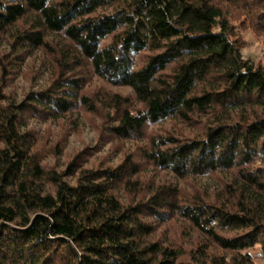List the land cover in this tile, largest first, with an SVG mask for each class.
<instances>
[{
	"label": "trees",
	"instance_id": "trees-1",
	"mask_svg": "<svg viewBox=\"0 0 264 264\" xmlns=\"http://www.w3.org/2000/svg\"><path fill=\"white\" fill-rule=\"evenodd\" d=\"M237 26L264 40V0H0V68L41 50L51 71L20 101L0 76V264H256L264 62L242 57ZM93 80L109 92L94 97ZM99 109L101 137L142 145L115 164L49 167L59 150L30 121ZM194 119L189 136L149 130Z\"/></svg>",
	"mask_w": 264,
	"mask_h": 264
},
{
	"label": "rangeland",
	"instance_id": "rangeland-1",
	"mask_svg": "<svg viewBox=\"0 0 264 264\" xmlns=\"http://www.w3.org/2000/svg\"><path fill=\"white\" fill-rule=\"evenodd\" d=\"M236 33L242 41L241 55L243 58L250 62H264V40L252 29H241L236 27ZM10 53L9 47L3 45L1 51ZM12 55V54H11ZM3 62L7 58H3ZM11 65V64H10ZM8 65L7 68L11 69L10 72L4 73L0 68V76L2 77L4 91L8 96L16 101H20L25 93L30 90L42 88L49 83L50 73L49 60L46 53L43 51H36L30 56L24 58L21 63H17L15 67ZM89 86L90 93L95 96H102L107 94L109 89L102 85L100 82L93 80ZM115 91L128 92L127 88H116ZM107 91V92H106ZM102 98V97H100ZM100 102V100H98ZM96 113L84 112L69 113L57 120H48L45 122L30 121L33 127L41 138L50 140V145L54 149H58V157L52 155L46 158V163L49 167L61 171L65 169L69 161H72L76 156H80L82 161H87L85 165H97L98 163H117L123 156V153L133 152L135 149L142 145L141 142L135 141H112L107 142L100 136L101 129L103 128V112L101 109ZM187 126L186 123H181L179 120H167L163 123L149 127V130L160 133H174L180 137L189 136L191 133L198 132L199 122L197 119ZM205 123H210L206 118L203 119ZM197 123V124H196ZM138 143V144H137ZM55 145V146H54ZM57 147V148H56ZM140 175L145 178L152 177L157 182H176L177 179L171 173L165 171H158L147 166ZM68 180H71L67 177ZM199 184L213 189L217 184L215 180H207L205 178L197 179ZM181 186L190 189L189 184L180 182ZM123 198V196H122ZM170 227V229H169ZM168 230L172 231L174 239H186L191 234L187 226H180V223L167 226ZM256 264H264V255L258 247L253 249Z\"/></svg>",
	"mask_w": 264,
	"mask_h": 264
}]
</instances>
